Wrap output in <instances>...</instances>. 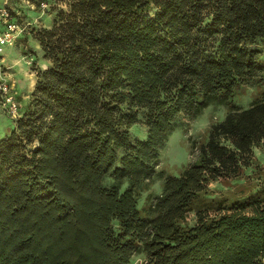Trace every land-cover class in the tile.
Masks as SVG:
<instances>
[{
	"label": "trees",
	"instance_id": "obj_1",
	"mask_svg": "<svg viewBox=\"0 0 264 264\" xmlns=\"http://www.w3.org/2000/svg\"><path fill=\"white\" fill-rule=\"evenodd\" d=\"M43 1L49 24L30 32L47 67H32L31 98L0 138V264H127L137 252L144 264H264L254 153L264 144V0H33L35 10ZM246 87L256 96L238 108ZM212 100L229 112L195 161L165 178L149 218L140 185L181 119ZM248 171L255 187L208 214L209 182Z\"/></svg>",
	"mask_w": 264,
	"mask_h": 264
},
{
	"label": "rangeland",
	"instance_id": "obj_2",
	"mask_svg": "<svg viewBox=\"0 0 264 264\" xmlns=\"http://www.w3.org/2000/svg\"><path fill=\"white\" fill-rule=\"evenodd\" d=\"M10 6L17 15L16 23L19 31L13 45L1 46V74L9 85V90L20 103V113L24 111L36 82V72L32 68H46L47 63L41 59L39 44L33 39L31 29L38 23L49 24V17L45 18V10L49 8L48 2H41L39 10H35L33 0H0ZM33 11V12H32ZM5 25L0 22V30ZM37 61L36 64L34 61ZM256 91L246 87L233 98L238 108L249 107L256 96ZM229 107L226 101L212 100L206 105L200 114L194 118H182L177 127L169 134L167 140L160 148V154L156 163L155 175L140 185L139 203L144 214L149 218L155 216V202L163 191L164 180L167 176H179L185 168L195 161L198 155L199 143L207 140L210 126L222 122ZM0 103V138L9 134L13 127V120ZM133 137L144 139L147 129L142 124H134L130 128ZM255 157L258 163L264 165V144L254 147ZM244 174L239 179H218L210 181L206 194L202 195L205 205L210 204L207 213L216 214L218 207H224L222 211H231V203L236 198H242L249 193V189L255 187V180ZM214 199V200H211ZM218 205V206H217ZM204 208V207H202ZM196 220V211H190L186 221L190 224ZM145 254L137 252L127 264H144Z\"/></svg>",
	"mask_w": 264,
	"mask_h": 264
},
{
	"label": "built area",
	"instance_id": "obj_3",
	"mask_svg": "<svg viewBox=\"0 0 264 264\" xmlns=\"http://www.w3.org/2000/svg\"><path fill=\"white\" fill-rule=\"evenodd\" d=\"M0 22L5 25V28L0 32V55L1 46L13 45L19 31L18 24L12 20L10 10L6 2L0 1ZM1 62V60H0ZM0 103L11 117H18L20 113V103L15 95L9 90V85L1 74L0 63Z\"/></svg>",
	"mask_w": 264,
	"mask_h": 264
},
{
	"label": "crops",
	"instance_id": "obj_4",
	"mask_svg": "<svg viewBox=\"0 0 264 264\" xmlns=\"http://www.w3.org/2000/svg\"><path fill=\"white\" fill-rule=\"evenodd\" d=\"M2 30H0V32H1Z\"/></svg>",
	"mask_w": 264,
	"mask_h": 264
}]
</instances>
